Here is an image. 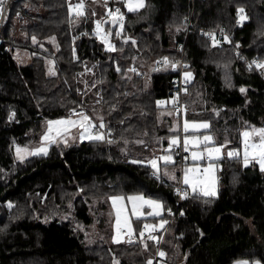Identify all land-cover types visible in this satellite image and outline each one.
<instances>
[{
	"label": "trees",
	"instance_id": "1",
	"mask_svg": "<svg viewBox=\"0 0 264 264\" xmlns=\"http://www.w3.org/2000/svg\"><path fill=\"white\" fill-rule=\"evenodd\" d=\"M69 4L10 0L1 22L0 264H148L157 247L147 234L139 242L87 245L82 230L93 219L95 200L138 193L162 201L163 217L170 219L162 257L169 264H264V171L245 166L241 154L227 155L241 148L244 129L264 127V69L249 68L264 59V0H146L134 13L123 5L121 35H115L118 24L113 30L105 25L114 51L95 34L93 7L77 17ZM238 8L248 17L242 23ZM18 29L26 40L16 39ZM218 31L228 39L206 35ZM17 47L30 50L31 62L17 63ZM163 57L183 60L192 78L176 68L157 69ZM181 76L187 91L176 117L209 121L210 131L200 133L224 145L215 197L189 191L178 198L175 182L151 176L150 148L168 145L180 133L170 130L171 118L162 112L174 111L171 90ZM73 109L102 115L106 139L53 145L47 155L15 160V145L38 137L43 119L72 115ZM170 152L179 165L178 151ZM70 210L74 218L58 220ZM142 231L139 222L136 235Z\"/></svg>",
	"mask_w": 264,
	"mask_h": 264
},
{
	"label": "snow or ice",
	"instance_id": "2",
	"mask_svg": "<svg viewBox=\"0 0 264 264\" xmlns=\"http://www.w3.org/2000/svg\"><path fill=\"white\" fill-rule=\"evenodd\" d=\"M124 4L129 12H137L138 10L144 8L146 6L145 0H124ZM4 0H0V12L3 11ZM105 6L107 7V0H105ZM69 12L70 14H75L77 17L82 16L85 14V3L84 0H79L76 5L69 4ZM244 12L243 8H238L237 13L239 15L238 23H242L243 21L247 20L248 17L246 15H240ZM107 15L110 19L112 25L119 26V30L115 31L116 36H120L123 32L125 26V16L124 13L121 12L120 8H116L115 10L108 9ZM108 21H96V27L94 29L95 33L99 38L103 41L105 46H107L111 50H115V46L110 43L109 37L111 35V30L105 31L103 28V24L107 23ZM206 35H212L208 33ZM228 39L227 36L224 37ZM54 39V38H53ZM125 41L132 40L131 37H124ZM35 40V37H33ZM215 43H219V41H213ZM132 43H135L132 40ZM165 65H170L172 68L177 67V63H172L169 61L168 57L161 58ZM158 61L157 63H159ZM255 65L257 68L264 69V61H252L249 64V68L252 65ZM119 71V67L117 68ZM131 71H135V68L131 69ZM49 72L52 74L54 73L53 69H49ZM184 77L187 79H191L193 74L191 72H184ZM187 89H185V92ZM241 92H244L245 89L242 87L240 89ZM158 104L164 103L163 101H157ZM173 104L178 105V98H173ZM73 114H75V109L72 110ZM177 113L180 112L179 107L176 108ZM186 111V109H185ZM14 115V114H13ZM171 115V113H169ZM11 119V116L9 117ZM87 122V123H85ZM79 124V127L84 130L81 133V138L87 139H96V140H103L104 134L97 132L93 135L89 132V129H94L96 127L95 124L92 123L91 118L88 117L86 114H82V119L80 121H73L70 118H61L56 121H48V129L41 137V145L33 148L31 150L27 148H21L19 145H16V154L17 158L23 161L26 156L30 155H47L48 147L52 143L57 142V138L63 139L62 132L66 131V128L63 126L66 125H75ZM100 128H104L105 125L101 118ZM206 130L210 131V122L203 120V121H196V120H188L187 118L183 121V139H182V147L186 152L190 151L191 156V163L185 166L182 169V183L185 186L184 190L181 188H177L176 191L180 195L182 199L187 198L190 193L188 189L191 190V194L195 196L202 195L204 197H215L218 195L217 189V182L216 177L213 174L214 169V161L219 159L222 155V149L224 145H216L213 136L211 135H196V134H189V131L192 130L193 133L199 130ZM177 130H179V125H177ZM111 129H109V132ZM87 134V135H85ZM242 137V145H243V163L245 166H248L251 163H257L261 169L264 171V127L256 128L255 126L251 127V130L245 129L241 132ZM255 138V139H254ZM65 144L67 140H64ZM109 142L111 140L109 139ZM15 143V142H14ZM137 143H144L143 141H137ZM226 143H228L226 141ZM214 145V146H210ZM174 147H181V137L180 135H172L169 137L168 143V150H172ZM227 155L229 157H237L240 155V149H232L229 150ZM185 161L188 160V157L185 156ZM158 160H162L165 163V170L163 175L168 176L169 179L177 180L176 175L173 173H169L167 171V165L169 163H174V158L172 155H163L158 158H153L152 160L148 161L151 167L155 170L153 175L159 178L160 175V167L158 164ZM207 160V164H203L202 161ZM137 163H143L141 161H136ZM112 201V207L115 210V220H116V231L117 236H114V240L119 239V232L121 226L126 227L129 230V234L132 233V226L129 222V215H128V206L127 203L131 205V213L136 217H142L145 215L142 208L145 206L151 208V212L147 213L148 215L153 216H160L163 210V204L160 200H155L149 197H145L143 193L138 194H130V195H113L109 197ZM127 202V203H126ZM9 206L11 207V202H9ZM170 212L171 209H168ZM183 214V213H181ZM168 223V221L161 219L159 225L153 224H145L144 230L149 232V238L152 240H156L159 242V238L151 235L152 230L159 228H164V226ZM140 236H144V231L140 233ZM147 247V244H145ZM159 256L164 257L166 253L164 251H160L158 253ZM148 264H152V261L149 260ZM234 264H250L247 260H238L235 261ZM254 264H260V261H255Z\"/></svg>",
	"mask_w": 264,
	"mask_h": 264
},
{
	"label": "rangeland",
	"instance_id": "3",
	"mask_svg": "<svg viewBox=\"0 0 264 264\" xmlns=\"http://www.w3.org/2000/svg\"><path fill=\"white\" fill-rule=\"evenodd\" d=\"M78 2H79V0H72V5H76ZM84 3H85V7H87V5H91L93 7V17H94V21H95V27H96V21L97 20H100L102 22L106 20V18L108 17L107 11H108L109 8L111 9L109 2H107V7L105 6V1L99 3L98 1L93 0L91 3H87L84 0ZM145 3H146V0H145ZM125 8H126V6H125ZM126 10H127V8H126ZM41 12H43V10H41ZM21 23H26V21H22ZM103 28L106 31V28H105L104 24H103ZM97 37L99 38V36H97ZM27 38H28V35H27L26 31H23V30H20V29L17 30L16 39L26 40ZM109 40H110V38H109ZM32 41L35 44V43H37L38 40L36 38H35V40H33V38H32ZM47 41H49L50 43H53L54 45L57 44L55 37H50V38L47 39ZM110 43H112L111 40H110ZM42 45L45 46L43 43H42ZM13 53H14V57H15L17 63H19V64L29 63L32 60V55H31L29 49H24V48H18L17 47L14 50ZM47 63H48V66H51L52 64H54V59L48 58L47 59ZM49 69H50V67H49ZM49 69H48V72H49ZM55 71L56 70H54V73H55ZM50 74H52V73H50ZM169 113H171V115H169ZM85 114L88 117H92L93 116L94 119H95V122H93V124H95L96 127L94 129H89V132H91L93 135H95L97 132L103 133L104 137H105L104 139H106V121H105V118L102 115H100V114H94V113L88 112V111H86ZM162 115H167V116H169L171 118L170 119V123H171L170 130H172V131H180L179 134H175V135H180V137H181V145H182V139H183V135H184L182 129H183V121H184L185 118H182V119L177 118L176 115H175V112L172 109L164 110L162 112ZM61 118H70L73 121H80L82 119V114H80V113H78L76 111L75 114H72V115L60 116V117H56V118H45V119L42 120V131L39 133L38 137H36L33 141H31L28 144H24V145L16 144V145H19L22 149L23 148H27L29 150L40 146L41 143H42L41 137L44 135V133L47 131V129L49 127L48 121H56V120H59ZM101 118H102L103 123L105 125L104 128H100L99 127ZM85 123H87V122H85ZM177 125H179V130H177ZM63 127L66 128V131L62 132L63 139H60L58 137L56 143H52V144L49 145L48 152L50 151V149H51V147L53 145L64 144V145L69 146V145L79 144L82 141L90 140V139H87V138H84V139L81 138V133H83L84 130L79 127L78 123L75 124V125L69 124V125H66V126H63ZM96 128H99V130L94 133V130ZM256 128H261V127H256ZM249 130H251V128ZM201 131H203V129H201V130H199V131H197L195 133H193L192 130H190L189 134H196V135H201V136H203V135H211L209 133H200ZM85 135H87V134H85ZM240 139L242 141V137H240ZM64 140H67L66 144H65ZM91 140H95V139H91ZM168 143H169V138H168ZM16 145H15V151H14V158H15L16 161H21L20 159L17 158ZM161 145L160 146L153 145L150 148V150L148 152L149 153V161L152 160L153 158H158V157L163 156V155H172L173 158H174V163H169L167 165V171L169 173H173L174 172V174L177 177V180L169 179L168 176L163 175V172L165 170V163L162 160H158V164H159V167H160V174H162V176L164 178H167V179H169L172 182H179L180 180L182 181V175H183L182 169L192 162L191 161V156H190V151L187 152L188 153L187 154L188 155L187 156L188 160L186 161V163L184 164V162H182L179 165H176L175 161L177 160V158H176V156L173 153L170 152V150H168V145H163V144H161ZM216 145H218V144H216ZM210 146H214V145H210ZM240 154L243 157V145H242V142H241ZM32 156H34V155L26 156L23 161H25L26 159H28V158H30ZM223 156H224V149H222L221 157L214 161L213 174L216 177L217 189H218V167H219L217 161L220 160ZM206 161L204 160V161H202V163L206 165L207 164ZM251 164L258 165L255 162L251 163ZM127 206H128V209H129V211H128L129 222H130V224L132 226V230H133L131 234H133V235L136 234L137 224L139 222H141L142 229L148 235V237H149V232L144 230V225L145 224L159 225L161 219L168 221V223L164 226V228L157 227L156 229L152 230L151 235H154V234L162 231L163 229H165L169 225L170 219L168 220V218L163 217L164 208H163L160 216H153V215H148L147 214V213H150L152 210H151V208L145 206L144 208L141 209V211H143L145 213V215L142 216V217H136L135 215H133L131 213V205H130V203H127ZM89 213H90V215H91V217L93 219H92L91 223L89 224V226L87 228H82V230L84 231V234H85L84 241H85V243L87 245H92V244H96V243H107V244H110L111 242L117 243V242H125L126 241L125 240V235L122 232H123V230H126L129 233V230L126 227H123V225L121 226V229H120V232H119V239L118 240H114L113 239L114 236H117L116 220H115V210L112 207V201L109 199V197L108 198L107 197L99 198V199L95 200L94 204H93V207H92V209L90 210ZM74 216L75 215H74L73 211L70 210V211H68L67 214L59 216L58 220L62 221V220H66L68 218H74ZM155 218H157V219H155ZM52 220H53V218H44V222L45 223H50ZM137 236H138L137 242H139V235H137ZM141 240H143V239L141 238L140 241ZM238 260H246V259H238ZM238 260H235V261H238ZM256 261H259V260H256ZM234 262L232 264H234ZM249 262H250V264H254L255 261H253V262L249 261ZM260 264H262L261 261H260Z\"/></svg>",
	"mask_w": 264,
	"mask_h": 264
},
{
	"label": "built area",
	"instance_id": "4",
	"mask_svg": "<svg viewBox=\"0 0 264 264\" xmlns=\"http://www.w3.org/2000/svg\"><path fill=\"white\" fill-rule=\"evenodd\" d=\"M10 0H4V6H3V11L0 12V26H1V22L4 18V14H5V10L7 8V5H8V2ZM105 1V0H104ZM107 2H110V3H113V10H115L116 8H120L121 12L124 13L123 11V5H124V0H107ZM124 16H125V20L127 18L126 14L124 13ZM186 21V20H184ZM212 35H208L210 39H222L224 38V36H226V32H223V31H218V32H213L211 33ZM256 61H264V59H255ZM172 63H177V67H176V70H180L181 72V75H183V73L185 72V64H184V61L183 60H178V61H171ZM168 67H171L170 65H165L163 63L162 60H160V62L158 63V66L156 67L157 69H164V68H168ZM253 67L255 69H258V70H261L260 68H257L254 64H253ZM187 81L186 79L181 76L180 78L176 79V85H175V88H173L171 90V93H172V96L173 98H178V105H174V111L175 113H177L176 111V108L179 107L180 109V112L177 113V114H182L183 111H184V107H183V96L184 94H186L185 92V85H186ZM78 113H82V112H85V110L83 109H79L77 111ZM178 153H179V161L180 163L184 162V158L185 156H188L187 152L183 149L182 145L181 147H174ZM218 166H221V164L219 163ZM154 172V171H153ZM153 172L151 173V176L156 179L157 181H160V182H164V183H169L170 180L164 178L161 174L159 175V178H157V176L153 175ZM177 188H181V190H184L185 186L183 185L182 181L180 180L179 182H176L173 184L172 186V190H173V194L175 196H177L178 198H181L180 195L177 193L176 189ZM189 191V190H188ZM167 214L169 216H171V219H174V214H173V211H167ZM167 229L168 227H166L164 229V231L161 233V234H155L154 236L158 237L159 238V242H157L156 240H153L154 241V244L155 246L157 247V250H156V254L154 255L153 257V260H152V264H169V262H167L166 260H164L161 256L158 255V253L162 250H163V244L165 242V238H166V233H167ZM124 235H125V240L127 242H134V241H137L138 240V236L136 234H129L126 230H123L122 232ZM146 235V233L144 232V236ZM143 236V237H144ZM139 235V241L141 238H143Z\"/></svg>",
	"mask_w": 264,
	"mask_h": 264
},
{
	"label": "water",
	"instance_id": "5",
	"mask_svg": "<svg viewBox=\"0 0 264 264\" xmlns=\"http://www.w3.org/2000/svg\"><path fill=\"white\" fill-rule=\"evenodd\" d=\"M105 21H108V22H107V23H104V25H106V24H110V26H111V30H113V29L116 28L117 25H112L111 22H110L109 17H107ZM132 40H134V39H132Z\"/></svg>",
	"mask_w": 264,
	"mask_h": 264
},
{
	"label": "crops",
	"instance_id": "6",
	"mask_svg": "<svg viewBox=\"0 0 264 264\" xmlns=\"http://www.w3.org/2000/svg\"><path fill=\"white\" fill-rule=\"evenodd\" d=\"M86 113V111L85 112H82V113H80V114H85ZM91 118V121H92V123L93 122H95V119L93 118V117H90ZM99 130V128H96L95 130H94V133L96 132V131H98ZM206 161V160H205ZM207 162V161H206ZM189 191H191L190 189H188Z\"/></svg>",
	"mask_w": 264,
	"mask_h": 264
},
{
	"label": "bare ground",
	"instance_id": "7",
	"mask_svg": "<svg viewBox=\"0 0 264 264\" xmlns=\"http://www.w3.org/2000/svg\"><path fill=\"white\" fill-rule=\"evenodd\" d=\"M162 175V174H161ZM167 179V178H166ZM169 180V179H168Z\"/></svg>",
	"mask_w": 264,
	"mask_h": 264
}]
</instances>
